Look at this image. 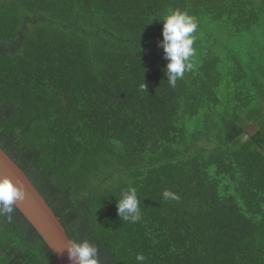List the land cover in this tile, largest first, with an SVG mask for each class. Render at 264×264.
Instances as JSON below:
<instances>
[{
	"label": "trees",
	"instance_id": "obj_1",
	"mask_svg": "<svg viewBox=\"0 0 264 264\" xmlns=\"http://www.w3.org/2000/svg\"><path fill=\"white\" fill-rule=\"evenodd\" d=\"M176 10L198 28L171 87ZM0 147L99 264H264V0H0ZM0 264L59 262L16 208Z\"/></svg>",
	"mask_w": 264,
	"mask_h": 264
},
{
	"label": "clouds",
	"instance_id": "obj_2",
	"mask_svg": "<svg viewBox=\"0 0 264 264\" xmlns=\"http://www.w3.org/2000/svg\"><path fill=\"white\" fill-rule=\"evenodd\" d=\"M163 21V40L159 47L163 49L164 58L168 61L165 69L167 81L171 87H175L178 80L184 78L187 71L192 68L191 59L195 55V35L198 28V20L179 10L173 11L160 18ZM144 89L145 85H141ZM165 200H178L179 196L165 190L162 193ZM26 198V190L23 182L17 179L13 182L7 177H0V217H6L12 221V214L18 204H22ZM141 201L138 198L137 189L129 186L121 191L117 203V211L122 221L136 223L141 220ZM69 259L74 264H99V250L89 240H68L65 248ZM146 257L137 254V264H144Z\"/></svg>",
	"mask_w": 264,
	"mask_h": 264
},
{
	"label": "water",
	"instance_id": "obj_3",
	"mask_svg": "<svg viewBox=\"0 0 264 264\" xmlns=\"http://www.w3.org/2000/svg\"><path fill=\"white\" fill-rule=\"evenodd\" d=\"M0 177L10 178L13 182L20 179L23 182L26 198L22 204H18L17 210L36 230L59 264H74L64 249L70 240L66 229L26 173L1 147Z\"/></svg>",
	"mask_w": 264,
	"mask_h": 264
}]
</instances>
